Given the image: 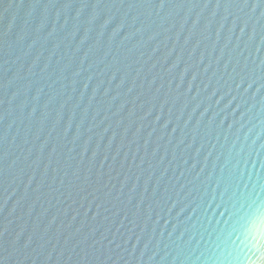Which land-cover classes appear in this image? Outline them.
<instances>
[{"label":"water","instance_id":"95a60500","mask_svg":"<svg viewBox=\"0 0 264 264\" xmlns=\"http://www.w3.org/2000/svg\"><path fill=\"white\" fill-rule=\"evenodd\" d=\"M257 197L264 0H0V264H264Z\"/></svg>","mask_w":264,"mask_h":264},{"label":"snow or ice","instance_id":"6c2138e0","mask_svg":"<svg viewBox=\"0 0 264 264\" xmlns=\"http://www.w3.org/2000/svg\"><path fill=\"white\" fill-rule=\"evenodd\" d=\"M257 200H259V197L250 199V202L241 205L243 214L239 217L238 222L256 244L264 247V244H262V240H264L262 239L264 238V202L258 205ZM257 237L261 239H257Z\"/></svg>","mask_w":264,"mask_h":264}]
</instances>
